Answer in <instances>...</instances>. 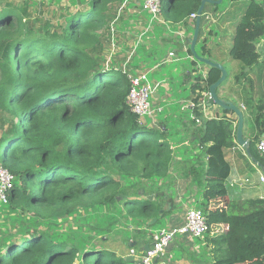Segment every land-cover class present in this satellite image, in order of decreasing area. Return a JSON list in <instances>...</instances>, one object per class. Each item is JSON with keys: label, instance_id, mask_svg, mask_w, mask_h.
<instances>
[{"label": "trees", "instance_id": "obj_1", "mask_svg": "<svg viewBox=\"0 0 264 264\" xmlns=\"http://www.w3.org/2000/svg\"><path fill=\"white\" fill-rule=\"evenodd\" d=\"M81 1L86 8H77L56 27L36 16L29 2L0 4V166L15 176L7 202L0 204L32 215L26 225L19 216L24 226L2 237L0 264H129L106 237L72 240L48 229L51 219L67 221L90 211L117 215V220L136 223L130 243L148 221L161 217L165 206L166 193L160 189L171 181L175 148L162 125L140 122L130 110L127 74L105 61L111 39L106 30L123 0ZM200 3L169 0L162 16L165 22L186 23ZM263 4L249 0L235 27L229 56L241 64L236 79L259 58ZM211 9L216 14V4H204L199 35ZM187 53L192 56L189 45ZM207 67L190 86V121L199 122L193 135L201 150L195 164L186 160L175 168L201 188L200 208L209 226H226L218 234H205L211 264H264V197L226 198L230 163L224 149L236 143L234 120L226 116L231 111L221 108L220 118H202L208 87L220 77L219 69ZM256 109L253 120L260 134L264 104ZM257 138L247 147L262 165ZM211 201L221 206L209 209ZM42 220L47 229L38 226Z\"/></svg>", "mask_w": 264, "mask_h": 264}, {"label": "rangeland", "instance_id": "obj_2", "mask_svg": "<svg viewBox=\"0 0 264 264\" xmlns=\"http://www.w3.org/2000/svg\"><path fill=\"white\" fill-rule=\"evenodd\" d=\"M7 1H11L17 4L29 2V9L36 16H39L42 19H48L55 27L59 24H62L64 22V18L68 14H71V12H74L77 8H86L85 5H82L81 0H0V4ZM160 1L162 11H160L156 15V17L152 19L151 15L148 12L140 8L138 0H132V3L135 4L136 9L140 8L139 14H141L140 16L143 15V17L145 18L144 23H141V21H137L135 23L130 21V19L124 18L128 13L127 6L119 11L118 18L115 19L113 23L116 29V32L114 33V53L112 48L110 49V46H106L104 55L106 63L114 65L122 71L124 70L127 76L131 75L130 70L133 68L132 63L134 62L136 64L140 60H135V56L138 55V52L145 53L144 48L146 46H141L146 41L144 39L145 30L148 28L147 31H149V34L154 33L155 35L156 33L157 38H160V36L164 33L166 39L163 42L160 43V40L159 42L157 40L153 43L151 51H154V53L152 54V59L148 61V56L141 55V60L138 64L143 65L141 67L136 66L138 69H135L134 74H138L139 72H141L140 70H143L147 72V78L151 85L154 86L155 84H157L156 88L149 96V101L151 103V107L154 110V113L156 112L155 114L158 115V117L168 115L169 113H172L173 115L176 114V117H173V119L176 121L181 116L185 117V113L188 114L187 101L190 97L189 89L186 87L187 84L182 81V78L178 74L179 72L183 71L180 68L187 64L190 65L192 60H194L196 65L203 66L204 64L195 59L193 55L191 56V59H187L185 57L186 54L181 50V41L184 42V40H182V38L179 36L180 32L177 31L179 28L174 25L175 23L165 25V20L162 16L163 10H165L168 6L169 0ZM248 2L249 0H222L219 4H216V7L219 11H222L223 9L226 10L224 16V21L226 23L223 27V30H221L216 24L218 23V20H216V23L212 19L209 21L204 20L201 27L199 39L197 40L195 46L197 53L205 54V56H215L223 61H228V59H231L229 56V50L232 46L234 30ZM211 11L213 12V9H211ZM212 14L214 15L215 12H213ZM192 19L193 17L191 16L190 18H188L190 22H192ZM192 23L193 25H191L193 26V28L192 26L189 27L190 29L188 27L185 28V31L187 30L188 32L186 35L191 34L192 36L195 22ZM126 24H128L129 27L135 25V29L141 28L140 32L134 33L133 36L128 35L127 32L123 31L124 28H121V25L124 26ZM155 27L156 29L154 30ZM125 29L127 30L128 28ZM107 33L110 34V32H106V34ZM215 43H218V45H210ZM134 46H136V52L130 58V60H128L127 56ZM205 46L207 48V51ZM211 46H213L212 49ZM203 50H205V52H203ZM109 52L113 53L110 58L108 57L110 54ZM120 58H124L123 62L128 61V63L117 62L116 59ZM144 61L145 63H143ZM235 61L236 60H233V62ZM235 63L241 65L238 61H236ZM156 65L157 67L155 68ZM225 68L229 72L231 71V67L228 62L225 63ZM177 69L178 71L176 72ZM245 69L246 68H244L243 71L246 75L247 72ZM168 85L169 90H167ZM257 104L258 102L249 104V112L251 114L253 113V115L255 112H257ZM156 106H161L163 108V111L160 112V110L157 112ZM155 114H151L150 117H147L144 120L150 121L155 119ZM189 124L193 125L192 121H189ZM167 139L173 140V136L168 134ZM171 143L174 147V143ZM191 143L195 145V147L192 148L191 151L196 147H199V143L196 138H194V140H191ZM191 151H189V153H191ZM2 152L3 150H1V153ZM191 155L194 156L195 154L192 153ZM242 177L249 178L246 181L247 183H245L247 185H251L253 183L255 185L262 186V183L259 181V174L253 172L252 170H246L242 174ZM191 179L195 181L192 176ZM202 200V193L199 192L198 194H195V200L190 204L193 207L200 208V206L202 205ZM185 201L186 200L183 199V202ZM219 205L215 202H211L208 203V208H215ZM1 207L2 206L0 204V235H2V237L7 234L10 228L23 227L27 222H32V215H19L18 212L15 211L14 213V211H11L12 209H10L8 206L7 208L6 206H3L2 208ZM3 208L5 209L3 210ZM19 216H22L25 220L24 225H22L19 221ZM166 217L167 213L164 216H161L153 224H150L147 227L149 229L147 231L149 233H153L161 227H167V222L165 221ZM117 218V215H115L114 218L107 217L106 213L101 214L96 212V214L94 215V211L82 212L67 221H65L62 217L57 218V221H55V219H51V226L48 229H50L51 231H54V229H56V231L66 235V237H69L72 240L83 239L90 235H92L94 238H99L98 236H104L107 238L106 244L111 249H113L116 253H122L123 251L128 249L129 239L133 234V230L137 226L136 223L130 224L127 221L122 220L121 218L117 220ZM91 225H95V228H91ZM38 226L41 229H47V221L42 220L41 222H39ZM222 227L224 229V226H214L213 230L217 231L219 228L222 229ZM137 236L138 234H134V238ZM199 240L200 238H195L194 243L198 245ZM83 242L84 241L80 242V244H82ZM197 251H199V253L195 252V255H193L192 252H190V256L188 255L189 260L192 261L191 264L212 263V254L208 252V249L200 248L197 249ZM137 252H139V250H137ZM171 256L173 258L172 260L175 261L181 256V253L176 250H172ZM161 258H163V256L160 257L156 263L152 264H158Z\"/></svg>", "mask_w": 264, "mask_h": 264}, {"label": "crops", "instance_id": "obj_3", "mask_svg": "<svg viewBox=\"0 0 264 264\" xmlns=\"http://www.w3.org/2000/svg\"><path fill=\"white\" fill-rule=\"evenodd\" d=\"M139 9L135 7V4L132 3V0L130 4L127 5L128 13L126 14L124 18L130 19L132 22L141 21V23H144V17L143 15L140 16ZM225 11L222 10L219 11L217 9V12L215 15L209 13V20H213L216 23V20H218L217 26L219 29L223 30V27L225 25ZM195 20L192 19V22ZM187 20L186 23L180 22L175 23L174 25L179 28L177 31L180 32V37L183 41H181V50L183 53L186 54L187 59H191V56L187 53V46L189 45L188 39L191 37L190 35H186L188 32L185 31V28H189L193 25V23ZM166 24H172L169 22H165ZM192 24V25H191ZM121 25V28L123 27V31L127 32L128 35H132L134 33L140 32L141 28L135 29V25L129 27V25ZM118 27V26H117ZM125 28H128L127 30ZM145 28V27H144ZM193 28V26H192ZM156 27L154 28V30ZM190 29V28H189ZM106 32H109L108 29ZM149 31H146L144 34V39L146 40L141 46H146L144 48L145 53H139L135 56V60L140 59L141 55L148 56V61L152 59V47L153 43L158 40H160V43L163 42L166 39V36L161 35L160 38H157L156 33H148ZM156 32V31H155ZM192 33V32H191ZM107 36V34H106ZM136 37V34H135ZM134 39V37H133ZM220 40V37H219ZM187 44H186V43ZM210 45H218V43L210 44ZM257 50L259 52V58L256 63L251 65L250 67H247V74L243 76L241 79H236L235 76L240 71V65L238 63L233 62V60L228 59V61H223L215 56H206V57H212L216 61L222 63L225 66V63L228 62V64L231 67V71L228 72V79L226 82L217 88V94L219 97L224 98L226 100H230L235 105L239 107V109L243 113V137L247 139L248 141H251L254 136H258L257 139H260L262 136H264V129L259 134V131H257L255 127V122L253 120V114L249 112V104L253 102H262L264 104V36L260 37L257 42ZM213 46H211L212 49ZM215 49V48H213ZM116 54V53H115ZM114 54V55H115ZM124 58L116 59L117 62H123ZM139 60V62H140ZM157 61V59H156ZM136 64L133 62V68L130 70V73H134L135 69H138L136 66L141 67L143 64ZM145 63V61L143 62ZM136 67V68H135ZM157 65L155 66V68ZM182 72H179V76L182 78V81L186 83V87L189 89L190 92V86L195 81V77L197 75H201L204 77L208 67L207 65L199 66L196 65L195 62H191L190 65H185L181 67ZM178 69L176 70V72ZM167 90H169V85L167 87ZM190 97L187 101L188 105V114L185 113V117L181 116L176 121L173 119V117H176V114L173 115L172 113H169L168 115L158 117L154 112L156 118L149 121V124L158 126L162 125L164 129L167 131V137L168 134L173 136V140L168 139L170 142L174 143L175 148V157H176V163L174 167L171 169V181L168 184L167 189L163 190V192L166 193V198H171L173 201V204L170 208V211L167 213L166 222L167 227L169 228H177L182 226L185 223V215L189 208L193 207L190 203L195 200V194H198L201 192V188L196 185V183H192V179L190 176H184L181 174V170L175 168L176 165L185 163L184 161L189 160L191 161V164H195V158L197 154L200 152V148L196 147L191 151L192 148L195 147L194 144L191 143V140H194L193 135V129L199 128V122L195 123V126L192 124H189V121L193 118V114L191 112L192 108V102H191V93ZM169 95V94H167ZM208 97V96H207ZM207 99V98H206ZM205 99V101H206ZM204 101V104H205ZM153 109V108H152ZM157 112L163 111V108L161 106H156ZM184 111V110H183ZM171 112V111H170ZM222 110L217 105H211L206 106L203 105V116L202 118H220L222 115ZM226 116L229 119H233V124L236 127V116L233 112H230L229 114H226ZM184 118V119H182ZM147 122V120H145ZM257 126V125H256ZM258 141V140H257ZM236 142V141H235ZM248 147L241 146L238 143H235V145L231 148H225L224 153L225 157L230 163V175L227 180V193L228 195L226 198L234 199V200H242L246 198H255V197H264V182L260 180V176L264 174L262 167L259 165L258 162H256L251 156L249 155V152L247 151ZM191 151V153H189ZM195 154L192 156L191 154ZM249 158H248V157ZM239 160V161H238ZM246 170H252L253 172H256L259 174V181L262 183V186H258L255 184L247 185L245 183L246 179L249 178H243L242 174ZM250 181V180H249ZM183 199L186 201L183 202ZM212 202V201H211ZM220 204V203H219ZM218 204V205H219ZM221 206V205H220ZM165 207V206H164ZM217 226H225L224 224H218ZM148 228H145V230L138 234L137 237L134 239H131L129 243L130 248H134L135 250H142L145 248L146 244L151 243L150 240V233L147 231ZM222 229H218V233L223 231ZM132 238V237H131ZM195 237H191L188 234H182L177 235V237L167 246L166 253L163 256V258L160 259L158 264H191L192 261L189 260L188 255L190 256V252L195 255V252L199 253L197 249L203 248L208 249V252H210L209 245H207V242L205 241V236L200 238L198 245L194 243ZM199 239V238H198ZM203 239V240H201ZM2 243V235H0V244ZM200 244V245H199ZM133 245H136L132 247ZM199 247V248H197ZM125 250L122 253H117L118 255H121L123 257L128 256L129 250ZM176 250L181 253V256L177 258L175 261H173L171 256V251ZM211 254V253H210ZM133 260V259H132ZM192 260V259H191Z\"/></svg>", "mask_w": 264, "mask_h": 264}, {"label": "built area", "instance_id": "obj_4", "mask_svg": "<svg viewBox=\"0 0 264 264\" xmlns=\"http://www.w3.org/2000/svg\"><path fill=\"white\" fill-rule=\"evenodd\" d=\"M130 2L131 0H123L120 7L118 8V14L119 11L130 4ZM138 4L141 9L151 15L152 19H154L161 11L160 0H138ZM118 14L115 19L118 18ZM190 16L194 19L196 14L193 13ZM114 20L108 25L111 35L110 49L112 48L113 53L115 48L114 33L116 32V29L113 25ZM135 52L136 46L131 49L127 59L130 60ZM109 53L110 54L108 57L110 58L113 53ZM123 63H128V61H124ZM140 71L141 72L138 74L131 73V75H128L130 88L127 95V103L130 107V110L137 115L139 121L145 122L144 119L150 117L154 112L149 101V96L154 91L157 84L152 86L148 81L147 72L143 70ZM206 96H208V92ZM256 150L259 157L261 158L262 166H264V136H262L256 142ZM14 180L15 176L8 169L0 166V202H7L8 192L12 188ZM247 180L248 179H246V181ZM260 180L264 182V174L260 176ZM225 229L226 226H224V230ZM209 231L212 234L218 233V231L213 230L212 225L209 226L207 223V217L201 208L191 207L186 212L185 223L182 226L177 228L161 227L157 231H154L152 233L151 243L147 250L142 249L137 252V250L134 248H130L128 256H131L133 260L129 264H152L155 260L157 261L160 257L165 255L167 246L177 237V235L188 234L191 237L202 238Z\"/></svg>", "mask_w": 264, "mask_h": 264}, {"label": "water", "instance_id": "obj_5", "mask_svg": "<svg viewBox=\"0 0 264 264\" xmlns=\"http://www.w3.org/2000/svg\"><path fill=\"white\" fill-rule=\"evenodd\" d=\"M222 0H201V3L197 9L196 12V17H195V24H194V30H193V34L192 36L188 39L189 42V48L190 51L193 55V57L195 59H197L199 62L209 66V67H214L220 70V77L213 82L212 84L209 85L208 87V97L205 101L206 106H211V105H217L222 109L225 110H229L231 112H233L236 116V128H235V141L236 143H238L241 146H246L247 145V139H245L243 137V113L242 111L239 109V107L237 105H235L233 102H231L230 100H226L224 98H221L218 96L217 94V88L220 86V84L226 79L228 72L227 69L225 68V66L216 61L215 59H213L212 57H206V56H202L199 53H197L196 51V42L198 39V35H199V28H200V19H201V15H202V10L204 7L205 3H212V4H219ZM264 6V4H263ZM247 70V68H246ZM248 151V150H247ZM259 165L262 167V170L264 172V166H262L260 163ZM167 186H162L160 191L163 193V190L166 188ZM141 193H143V189L141 190ZM154 195H149L148 198L149 199H153ZM173 204L172 199L169 197L166 199L165 202V207H163V209L160 210L159 215L160 216H164V211L170 210L171 206ZM156 221V217H153L150 221H148V225L153 224ZM149 244L145 245V250H147L149 248ZM126 261H132V257L131 256H127L125 257ZM157 261L155 260L153 263H156Z\"/></svg>", "mask_w": 264, "mask_h": 264}]
</instances>
